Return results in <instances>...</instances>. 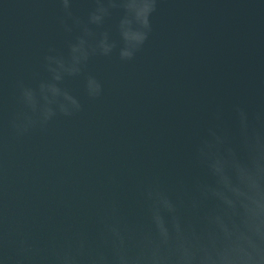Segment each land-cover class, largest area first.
Listing matches in <instances>:
<instances>
[{"label": "water", "instance_id": "1", "mask_svg": "<svg viewBox=\"0 0 264 264\" xmlns=\"http://www.w3.org/2000/svg\"><path fill=\"white\" fill-rule=\"evenodd\" d=\"M92 0H75L86 18ZM55 0H0V106L16 107L15 82L46 78L49 48L67 53ZM119 12L106 27L113 30ZM154 31L132 62L92 57L84 70L104 95L90 101L84 76L67 78L84 111L57 117L44 132L12 141L0 154L13 216L42 241L85 232L96 241L104 206L118 198L124 218L148 227L137 191L158 177L167 187L202 177L195 145L219 106L264 108V0H161ZM116 183H112L111 178Z\"/></svg>", "mask_w": 264, "mask_h": 264}, {"label": "clouds", "instance_id": "2", "mask_svg": "<svg viewBox=\"0 0 264 264\" xmlns=\"http://www.w3.org/2000/svg\"><path fill=\"white\" fill-rule=\"evenodd\" d=\"M75 0H55L67 53L49 48L34 84L15 82L16 109L6 117L0 106V154L12 141L44 132L59 116L84 111L67 78L84 76L90 101L104 95L95 75H84L95 56L121 62L136 59L151 37L161 0H92L86 18L73 10ZM119 12L114 33L106 27ZM229 124L219 106L206 133L195 145L203 176L167 187L158 177L142 180L137 191L149 225L129 223L118 198L98 218L96 241L83 231L53 235L42 242L10 211L6 175L0 168V264H264V108L250 112L242 103L231 108ZM116 183L115 178H111Z\"/></svg>", "mask_w": 264, "mask_h": 264}]
</instances>
